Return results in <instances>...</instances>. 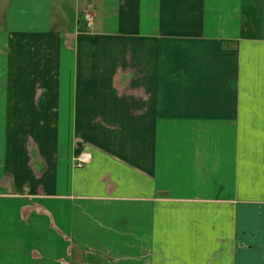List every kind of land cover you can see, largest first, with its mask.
<instances>
[{"label": "crops", "instance_id": "crops-1", "mask_svg": "<svg viewBox=\"0 0 264 264\" xmlns=\"http://www.w3.org/2000/svg\"><path fill=\"white\" fill-rule=\"evenodd\" d=\"M0 264H264V0H0Z\"/></svg>", "mask_w": 264, "mask_h": 264}, {"label": "rangeland", "instance_id": "rangeland-1", "mask_svg": "<svg viewBox=\"0 0 264 264\" xmlns=\"http://www.w3.org/2000/svg\"><path fill=\"white\" fill-rule=\"evenodd\" d=\"M89 13V14H91L90 16L93 18V15H92V13L90 12V11H86V12H82V14H83V17H85V14L86 13ZM87 13V14H88ZM92 20V19H91ZM84 22H85V27H91V25L93 24V20L92 21H90V22H87L86 20H85V18H84ZM73 146H74V149H76L77 151L75 152V154L73 155V157H72V164H73V166L75 167V168H81V167H83L84 165H86L87 163H89V161L91 160V153H90V151L88 150V149H86V145H85V143L81 140V138L80 137H75L74 139H73ZM85 154H88V155H90V158H89V160L88 161H86V162H84L83 161V156L85 155ZM5 185H7L6 183H5ZM29 205H31V211H37V205L36 204H34V203H30ZM24 208L25 207H23V209H21V211H22V213H23V210H24ZM24 215H26V214H24ZM27 216H25V218H26Z\"/></svg>", "mask_w": 264, "mask_h": 264}, {"label": "built area", "instance_id": "built-area-1", "mask_svg": "<svg viewBox=\"0 0 264 264\" xmlns=\"http://www.w3.org/2000/svg\"><path fill=\"white\" fill-rule=\"evenodd\" d=\"M85 20L87 21V22H90L91 21V19H92V17L90 16V14H85ZM89 158H90V155H88V154H85L84 156H83V161L84 162H86V161H88L89 160Z\"/></svg>", "mask_w": 264, "mask_h": 264}]
</instances>
